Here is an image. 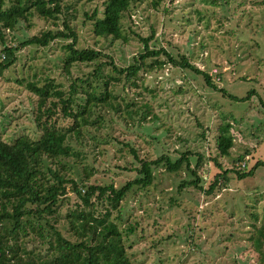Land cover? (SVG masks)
Here are the masks:
<instances>
[{"label":"rangeland","instance_id":"1","mask_svg":"<svg viewBox=\"0 0 264 264\" xmlns=\"http://www.w3.org/2000/svg\"><path fill=\"white\" fill-rule=\"evenodd\" d=\"M63 4L69 10L57 21L63 27L67 18L75 27L79 48L97 42L117 65L128 66L142 46L134 33L147 37L153 28L151 47H165L177 59L186 55L228 94L243 97L256 91L250 100L235 101L192 69L180 71L169 64L158 74L143 73L137 86L115 82L120 115L106 107L101 130L89 134L96 135L98 143L91 183L121 186L134 179L136 172L124 169L138 166L130 152L134 147L150 159L164 153L176 159L177 152L187 149L201 152L205 162L199 173L206 185L219 171L208 157L217 154L216 136L223 120L236 121L237 133L231 155L218 157L224 168H233L240 156L245 157L246 168L264 160V0H144L132 20L124 19L126 41L94 36L91 26L84 24L85 10H92V4L80 0ZM50 22L37 17L22 21L15 32H8V39L23 41L47 29ZM62 44L26 46L17 53L16 64L0 76V138L11 141L24 133L37 137L32 120L37 97L27 89V80L49 77L68 90L72 76L88 72L87 65L73 67L71 74L64 71ZM126 103L131 108L148 103L152 112L148 118L154 120L139 121L140 115L129 118ZM66 122L59 118L58 124ZM204 130L206 138L201 135ZM248 149L251 153L245 156ZM155 176L148 196L123 202L126 222L138 225L125 239L134 264H264V248L258 250L252 239L255 226L264 223V166L242 179L231 172L228 184L210 196L192 185L178 192L179 184L192 178L185 166L177 172L161 166ZM163 237L166 240L154 247Z\"/></svg>","mask_w":264,"mask_h":264},{"label":"trees","instance_id":"2","mask_svg":"<svg viewBox=\"0 0 264 264\" xmlns=\"http://www.w3.org/2000/svg\"><path fill=\"white\" fill-rule=\"evenodd\" d=\"M80 1L93 5L92 10H85L84 24L91 26L95 37L121 41L127 40L123 34L124 19L132 20L133 11L144 2ZM63 2L0 0V76L16 64L17 53L26 46L47 48L55 41L63 42L61 60L66 73L71 74L75 66L89 67L87 73L72 76L68 90L59 88L49 77L25 80L27 89L37 97L32 117L37 137L24 133L11 141L0 138V264H134L125 239L137 231L138 225L126 222L123 202L128 197L148 196L149 187L155 181V169L164 166L168 172H177L185 166L192 178L181 182L178 192L192 185L210 196L228 184L231 172L239 179L252 176L258 167L264 166V160L246 168L245 163L242 166L245 157L240 156L233 162V168H224L218 157L231 155L237 133L236 121L223 120L216 136L217 154L208 157L219 171L206 185L199 173L205 162L201 152L187 149L177 152L176 159L169 153L150 159L134 147H130V152L138 166L124 168L136 172L134 179L121 186L114 182L91 183L98 143L96 135L89 134H92L90 130H101L106 107L119 114L121 106L115 102V82L124 80V86H137L143 73L158 74L159 69L169 64L180 71L192 69L210 87L235 101L250 100L256 91L252 89L243 97L228 94L186 55L177 59L165 47H151L155 39L153 28L147 37L134 33L142 46L128 66L117 65L110 54L98 48L97 42L94 46L79 48L75 27L67 18L62 22L63 27L57 21L69 10ZM35 17L51 21L50 26L23 41L8 39V32H15L20 22H29ZM131 106L126 103L129 118L140 115L139 121L154 120V116L148 118L152 114L148 103L141 108ZM59 118L67 124H58ZM206 132L201 134L204 138ZM250 153L248 149L245 156ZM72 169L76 170L77 177L70 173ZM255 227L252 239L260 250L264 248V223ZM165 240L163 237L156 241L154 247Z\"/></svg>","mask_w":264,"mask_h":264}]
</instances>
